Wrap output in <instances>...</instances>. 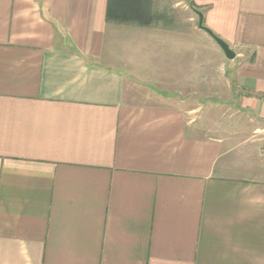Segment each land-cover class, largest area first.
<instances>
[{
  "label": "crops",
  "instance_id": "1",
  "mask_svg": "<svg viewBox=\"0 0 264 264\" xmlns=\"http://www.w3.org/2000/svg\"><path fill=\"white\" fill-rule=\"evenodd\" d=\"M190 1L235 59L174 4L0 0V264H264V0Z\"/></svg>",
  "mask_w": 264,
  "mask_h": 264
},
{
  "label": "rangeland",
  "instance_id": "2",
  "mask_svg": "<svg viewBox=\"0 0 264 264\" xmlns=\"http://www.w3.org/2000/svg\"><path fill=\"white\" fill-rule=\"evenodd\" d=\"M156 2L158 4V6H160V7H158L160 9L164 8L163 6H165V3H167L168 5L174 4L175 5L174 7L176 8V11H175L176 14L174 16V20L176 21V24L177 25H180V31L182 33V37L183 38L192 39V40L196 38V40L198 42H200V39L199 38L201 36L198 35L197 32H195L197 29H199L198 14L193 10V8L191 6H189L190 3H189L188 0H156ZM199 32H201V31H199ZM201 34L207 36L204 32H201ZM209 40H211V39H209ZM211 42H212V44L214 46H217L218 47V44H216V42H214L212 40H211ZM197 48H198V50L200 52L199 54L201 55V57H204V56L207 55L206 53H209V49H207V47L205 45L200 46V44H199ZM200 55H199V57H200ZM209 57L211 58L212 56L207 55V58H209ZM213 62L215 63V66L216 65L219 66V65L223 64L226 61H224L223 59L222 60L221 59L218 60V58H213ZM135 86L138 87V88H140V90H143V88H144V90H149V92L151 94H153V90L156 88V87L154 88L152 86H149V84H147V83L142 84V86H141L142 88H141V87H139L140 85L135 82ZM220 86H222V84L219 83V89L218 90H221L220 89ZM155 92L162 95V93L159 92V91H155ZM206 97H208L207 100H205ZM210 97H212V98H210ZM230 97H232V96H230ZM180 98H188V96L183 95V96H180ZM197 98L198 99L193 98V99H195L194 100L195 102L193 103L194 105L207 104V103L208 104L209 103H214V105L215 104L217 105V104H223L225 102L226 96L225 95H214V96H211L210 95L209 96V95H206V94H199V95H197ZM230 107L233 110L226 111L224 108H223L224 109L223 110L221 107H219L218 111L216 112V117L218 119H220V118L222 119L224 117V114L226 115V117L228 115H230V116H232V118L234 120L235 119H236V121L237 120H240L241 123H240V126L239 127H240L241 131L242 130L245 131V132L242 133L243 135H247L249 133L252 134V130L255 127V126H253L254 120L251 119V118L246 117L245 115H241L238 112V110H236L237 107H232V106H230ZM250 124H251V126H250ZM253 134H252V136H254ZM256 135L263 136L264 137V133L258 132V133H256ZM262 150H263L262 151V154H263L262 155V158H264V149H262Z\"/></svg>",
  "mask_w": 264,
  "mask_h": 264
},
{
  "label": "water",
  "instance_id": "3",
  "mask_svg": "<svg viewBox=\"0 0 264 264\" xmlns=\"http://www.w3.org/2000/svg\"><path fill=\"white\" fill-rule=\"evenodd\" d=\"M202 18H203V15L201 13H198L199 28L203 30L204 32H206L209 36H211L215 40L216 44L219 45V47L221 48V50L223 51L227 59L229 60L235 59V56H236L235 52H233V50L230 48L228 44H226L225 41L217 37L213 32H211V30H209L208 28L204 26V19Z\"/></svg>",
  "mask_w": 264,
  "mask_h": 264
},
{
  "label": "trees",
  "instance_id": "4",
  "mask_svg": "<svg viewBox=\"0 0 264 264\" xmlns=\"http://www.w3.org/2000/svg\"><path fill=\"white\" fill-rule=\"evenodd\" d=\"M189 3H190L189 6H191L193 8V10H195V11L198 10V6H195V4H193L192 1L189 0Z\"/></svg>",
  "mask_w": 264,
  "mask_h": 264
}]
</instances>
